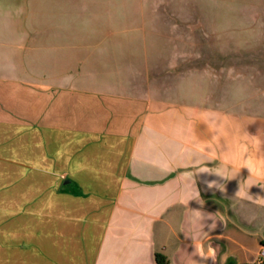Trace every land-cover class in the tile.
<instances>
[{
	"label": "crops",
	"instance_id": "0c3cea01",
	"mask_svg": "<svg viewBox=\"0 0 264 264\" xmlns=\"http://www.w3.org/2000/svg\"><path fill=\"white\" fill-rule=\"evenodd\" d=\"M172 4L171 21L168 0H0V83L47 95L64 134L63 218L18 264L256 263L264 42L242 41L238 87L170 86L177 23L198 20Z\"/></svg>",
	"mask_w": 264,
	"mask_h": 264
},
{
	"label": "rangeland",
	"instance_id": "374dc122",
	"mask_svg": "<svg viewBox=\"0 0 264 264\" xmlns=\"http://www.w3.org/2000/svg\"><path fill=\"white\" fill-rule=\"evenodd\" d=\"M173 1L193 8L198 20L176 22L180 26L174 38H182V45L175 48L169 63L175 75H169L168 85L198 84L203 89L210 86L213 92L224 90L226 82L238 87L236 75L246 64L242 41L264 42V17L255 21L251 15L247 22L245 13L241 14L258 0H168L171 21L176 18ZM42 95L33 107L31 88L0 83V264H18L23 258L30 263V247L47 246L48 218L64 214L58 189L63 178L64 134L63 127H55L62 120L56 119L54 111L49 119L47 102H41L47 95Z\"/></svg>",
	"mask_w": 264,
	"mask_h": 264
},
{
	"label": "built area",
	"instance_id": "2783aa9c",
	"mask_svg": "<svg viewBox=\"0 0 264 264\" xmlns=\"http://www.w3.org/2000/svg\"><path fill=\"white\" fill-rule=\"evenodd\" d=\"M263 263H264V246L260 248L255 264H263Z\"/></svg>",
	"mask_w": 264,
	"mask_h": 264
},
{
	"label": "trees",
	"instance_id": "16d2710c",
	"mask_svg": "<svg viewBox=\"0 0 264 264\" xmlns=\"http://www.w3.org/2000/svg\"><path fill=\"white\" fill-rule=\"evenodd\" d=\"M155 260H156L157 264H167L166 258L164 256H162V255L156 254L155 255Z\"/></svg>",
	"mask_w": 264,
	"mask_h": 264
}]
</instances>
